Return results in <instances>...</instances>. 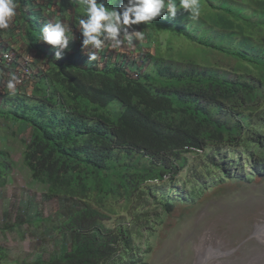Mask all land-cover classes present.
Instances as JSON below:
<instances>
[{
    "label": "trees",
    "instance_id": "16d2710c",
    "mask_svg": "<svg viewBox=\"0 0 264 264\" xmlns=\"http://www.w3.org/2000/svg\"><path fill=\"white\" fill-rule=\"evenodd\" d=\"M202 2L196 20L179 10L146 25L189 48L107 64L100 53L88 61L92 49L82 44L77 57L55 58L39 40L51 20L41 1L20 0V38L29 50H47L50 67L30 94L0 93V116L31 127L30 166L70 201L59 225L70 239L32 263L6 261L0 246V264H147L142 230L158 209L172 213L228 180L264 177V0ZM11 169L0 149V182Z\"/></svg>",
    "mask_w": 264,
    "mask_h": 264
},
{
    "label": "rangeland",
    "instance_id": "374dc122",
    "mask_svg": "<svg viewBox=\"0 0 264 264\" xmlns=\"http://www.w3.org/2000/svg\"><path fill=\"white\" fill-rule=\"evenodd\" d=\"M40 1L51 20L59 17L72 28L75 39L69 47L82 44L77 18L83 16L78 5L72 8L70 4L62 5L60 0ZM14 21L15 17L9 29L0 30V44L18 62L29 58L36 64L32 63L34 67L47 70L50 57L46 53L37 57L29 50ZM132 29L143 31L144 39H134L132 47L105 49V54L116 60L124 55L137 59L143 51L153 54L169 45L189 48L177 35L164 30L156 31L143 24L132 25L129 31ZM205 55L209 59L213 56ZM21 67L6 69L0 64L4 73L0 76V93L8 92L9 71L16 74ZM5 108L10 106L6 104ZM31 132L29 125L0 116V149L10 154L12 163L5 181L0 182V246L8 262L32 263L43 256H55L70 239L59 225L68 218L71 203L63 195L52 193L51 183L41 175L43 169L39 166L40 175L35 176L30 166L35 149L30 142ZM149 210L153 217L155 208ZM157 212L158 217L151 219L149 229L142 230L146 238L140 248L147 250L143 255L147 264H196L211 247L217 248L219 254L206 258L203 264H264V242L254 235L257 226L264 223V177L228 180L208 189L194 203L178 202L172 213L160 209ZM107 224L110 226L112 220Z\"/></svg>",
    "mask_w": 264,
    "mask_h": 264
},
{
    "label": "clouds",
    "instance_id": "9594fccd",
    "mask_svg": "<svg viewBox=\"0 0 264 264\" xmlns=\"http://www.w3.org/2000/svg\"><path fill=\"white\" fill-rule=\"evenodd\" d=\"M73 2L78 4V11L83 16V18H77L79 32L83 37L82 47L91 46L92 49V51H88V61L97 60V54L100 53L101 61L107 64L109 61L114 63L117 58L114 59L105 54V49H120L123 45L132 47L134 39L137 41L144 39L145 33L143 31L136 29L129 31L132 25L141 22L147 25L157 17L174 19L179 10L188 12L191 18L196 20L202 15L204 7L202 0H179L178 3L177 0H127L126 3H121L119 8L110 7L106 0H73ZM110 2L114 4L115 0H110ZM19 7L20 0H0V30L10 28ZM74 39L72 28L69 24L62 22L59 17H53L47 22L41 29L39 36L42 44L51 45L49 50L57 59L66 55L78 56L75 53L77 46L69 47V43ZM33 52L37 53V57L44 54L43 50ZM46 52L48 56V51L46 50ZM5 53L11 55L9 60L6 59ZM0 58L1 66L6 69L13 68L14 65L22 66L16 74L9 71L6 83L8 94L10 96H16L18 92L30 94L39 81L40 74L45 70L34 67L36 64L29 58H23L18 62L7 48H0ZM24 59L25 62H23ZM26 70L30 71L32 77L30 80L21 82L24 75L28 76ZM3 74V71L0 70V76Z\"/></svg>",
    "mask_w": 264,
    "mask_h": 264
},
{
    "label": "bare ground",
    "instance_id": "6f19581e",
    "mask_svg": "<svg viewBox=\"0 0 264 264\" xmlns=\"http://www.w3.org/2000/svg\"><path fill=\"white\" fill-rule=\"evenodd\" d=\"M254 235H256L258 238H260V240L264 242V223L257 226ZM211 248L207 249L206 252L203 254V256H200L196 264H203L206 258L219 254L217 248L216 249H211Z\"/></svg>",
    "mask_w": 264,
    "mask_h": 264
},
{
    "label": "built area",
    "instance_id": "2783aa9c",
    "mask_svg": "<svg viewBox=\"0 0 264 264\" xmlns=\"http://www.w3.org/2000/svg\"><path fill=\"white\" fill-rule=\"evenodd\" d=\"M5 57H7L6 59H10V57H11V55L9 54V53H5ZM105 58H109V57H105ZM110 59V58H109ZM109 62H111V61H109ZM108 62V63H109ZM26 74L28 75V76H25L24 75V77L21 79V82L22 81H26V80H30L31 79V77H32V75H30L31 73H30V71L29 70H26ZM198 151H200V150H198Z\"/></svg>",
    "mask_w": 264,
    "mask_h": 264
}]
</instances>
